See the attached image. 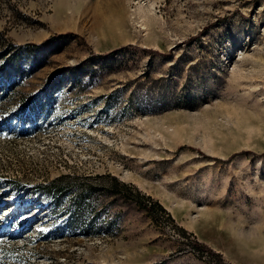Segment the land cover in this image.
Instances as JSON below:
<instances>
[{
  "label": "rangeland",
  "instance_id": "374dc122",
  "mask_svg": "<svg viewBox=\"0 0 264 264\" xmlns=\"http://www.w3.org/2000/svg\"><path fill=\"white\" fill-rule=\"evenodd\" d=\"M0 264H264V0H0Z\"/></svg>",
  "mask_w": 264,
  "mask_h": 264
},
{
  "label": "trees",
  "instance_id": "16d2710c",
  "mask_svg": "<svg viewBox=\"0 0 264 264\" xmlns=\"http://www.w3.org/2000/svg\"><path fill=\"white\" fill-rule=\"evenodd\" d=\"M235 155H231L229 156L226 161L231 160ZM114 180V187L112 189V194L116 195V194H125L124 192H122V190L120 189H126L129 193H126V195H123L125 199L131 200L133 199L135 205L143 210L149 217L153 216V211L154 210H158L159 212H161L162 214L166 215L168 217V214L165 212V210L161 207V205L157 202L152 200L150 197H142L139 192L134 191V190H130L128 189L129 187L125 186V185H120L119 183H117V181L113 178ZM194 248L198 249V250H204L205 248H203L202 246H200L198 243H194L193 244ZM207 253L211 254V251H207Z\"/></svg>",
  "mask_w": 264,
  "mask_h": 264
},
{
  "label": "bare ground",
  "instance_id": "6f19581e",
  "mask_svg": "<svg viewBox=\"0 0 264 264\" xmlns=\"http://www.w3.org/2000/svg\"><path fill=\"white\" fill-rule=\"evenodd\" d=\"M140 11H141V10H139L138 12H140ZM137 15H138V13H137ZM139 17L141 18V16H139ZM139 17H138V18H139ZM138 18H136V19H138ZM140 21H141V20H140ZM140 21H139V22H140ZM132 22H133V21H132ZM141 22H142V21H141ZM141 22L139 23V26H140L141 29L143 30V29H144V25H143ZM142 25H143V26H142Z\"/></svg>",
  "mask_w": 264,
  "mask_h": 264
},
{
  "label": "crops",
  "instance_id": "0c3cea01",
  "mask_svg": "<svg viewBox=\"0 0 264 264\" xmlns=\"http://www.w3.org/2000/svg\"><path fill=\"white\" fill-rule=\"evenodd\" d=\"M164 208V207H163ZM165 209V208H164ZM166 210V209H165Z\"/></svg>",
  "mask_w": 264,
  "mask_h": 264
}]
</instances>
